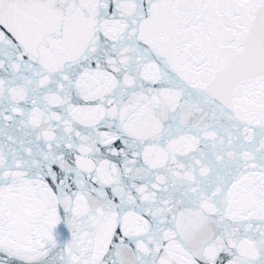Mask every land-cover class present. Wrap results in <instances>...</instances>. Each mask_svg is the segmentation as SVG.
Returning <instances> with one entry per match:
<instances>
[{
    "label": "snow or ice",
    "instance_id": "obj_1",
    "mask_svg": "<svg viewBox=\"0 0 264 264\" xmlns=\"http://www.w3.org/2000/svg\"><path fill=\"white\" fill-rule=\"evenodd\" d=\"M0 264H264V0H0Z\"/></svg>",
    "mask_w": 264,
    "mask_h": 264
}]
</instances>
